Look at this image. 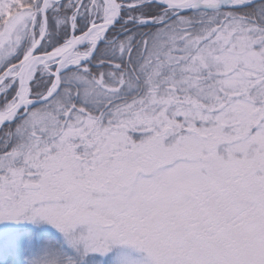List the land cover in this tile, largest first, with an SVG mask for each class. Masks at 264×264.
<instances>
[{"label":"snow or ice","instance_id":"obj_1","mask_svg":"<svg viewBox=\"0 0 264 264\" xmlns=\"http://www.w3.org/2000/svg\"><path fill=\"white\" fill-rule=\"evenodd\" d=\"M0 264H264V0H0Z\"/></svg>","mask_w":264,"mask_h":264}]
</instances>
